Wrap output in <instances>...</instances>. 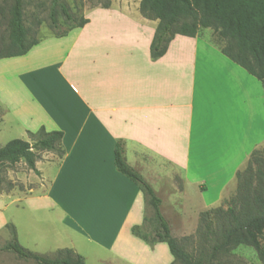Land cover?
Listing matches in <instances>:
<instances>
[{
  "label": "crops",
  "instance_id": "obj_1",
  "mask_svg": "<svg viewBox=\"0 0 264 264\" xmlns=\"http://www.w3.org/2000/svg\"><path fill=\"white\" fill-rule=\"evenodd\" d=\"M85 17L88 22L67 35L0 58L3 121L9 118L27 135L41 126L64 133V155L44 151L36 162L48 186L31 206L47 200L45 206L60 208L61 222L80 234L86 232L74 220L95 226L108 240L87 234L109 252L100 253L102 264H171L174 257L160 245L166 242L150 244L132 232L144 223L148 198L117 169L118 141L126 161L162 199L161 209L168 208L162 212L171 229L177 223L185 230L187 221L196 223L202 211L237 191L252 153L264 149V84L205 31L176 34L166 53L153 58L158 20L129 0L94 7ZM190 193L199 200L189 215ZM11 195L0 192V230L10 223L3 212L23 200ZM39 240L45 247L36 252L58 247L48 235L36 233L31 241Z\"/></svg>",
  "mask_w": 264,
  "mask_h": 264
},
{
  "label": "trees",
  "instance_id": "obj_2",
  "mask_svg": "<svg viewBox=\"0 0 264 264\" xmlns=\"http://www.w3.org/2000/svg\"><path fill=\"white\" fill-rule=\"evenodd\" d=\"M52 26L59 27L56 8L59 7L70 26L56 34L67 35L73 28L82 27L88 18L77 21L63 0H52ZM109 7L110 3L103 5ZM140 11L144 17L158 20L150 51L153 58L166 53L176 34L196 36L201 27H211L218 31L226 44L222 52L243 66L264 84V0H141ZM9 44L0 52V58L26 54L40 40L29 39L24 22V1L14 0L9 18ZM32 141L14 138L0 147V166L15 164L24 160L39 173L36 162L43 151L56 152L60 157L65 153L62 139L63 131L47 130L41 126L36 131H28ZM125 148L118 141L115 149L117 169L138 183L153 207L156 227L151 235L143 230V225H134L132 232L144 241L155 244L166 242L174 261L183 264H210L221 253H228L240 245L253 247L264 262V149H256L250 159V172L239 175L237 194L229 200L224 199L226 208L217 207L201 213L200 222L209 214L219 216L218 238L212 245L207 259L195 258L173 236L171 225L164 216L162 199L152 185L125 159ZM247 173V174H246ZM1 181V171H0ZM12 238L0 250H10L19 257L34 260L38 264H86L85 257L73 248L60 249L55 256L33 251L18 240L16 226L6 225ZM206 227L216 232L212 225Z\"/></svg>",
  "mask_w": 264,
  "mask_h": 264
},
{
  "label": "rangeland",
  "instance_id": "obj_3",
  "mask_svg": "<svg viewBox=\"0 0 264 264\" xmlns=\"http://www.w3.org/2000/svg\"><path fill=\"white\" fill-rule=\"evenodd\" d=\"M24 1V22L28 29L29 39H44L47 37L56 36V34L67 29L70 23L66 21L65 15L62 13L59 7L56 8L57 18L59 20V27L54 28L52 26L51 10L53 7L52 0H23ZM69 7V10L76 17L77 21L82 17H85L87 12L94 8L100 7L107 3L117 4L125 3L126 0H63ZM141 0H129V3L133 6L139 4L140 7ZM14 0H0V52L9 44V18L11 16V6ZM199 31H205L210 36L211 39L224 47L226 44L225 39L220 36L218 31H215L211 27H201ZM58 37V36H57ZM5 114L4 107L0 104V147L5 145L8 141L14 138H21L24 140L32 141L29 134L25 133L21 126L16 123L11 122L9 118L3 121V115ZM44 152V151H43ZM43 152L40 153V158H42ZM57 154L56 152H54ZM58 155V154H57ZM59 156V155H58ZM39 158V159H40ZM38 159V160H39ZM252 167L249 166L246 172H250ZM1 171V181H0V192L11 193V198L16 199L21 197L22 202H12L7 211L3 212L4 217L16 226L17 235L19 242L25 247L33 251L44 250V245L39 240V243L35 244L31 241L35 238L36 233L38 236H51L55 241L58 242V247L50 252L43 253L48 256H55L60 249L69 248L76 246L79 252L85 257L86 264H102L100 262L99 255L102 253L104 256H110L109 252L104 249V245L100 246L97 242H92L87 238V234L93 236L94 238L102 239L100 233H97L88 223L82 219L74 220L75 224L83 229L86 233L80 234L73 228H70L61 222L60 213L61 209L49 210L45 204H49L47 200H42V207H32L31 205L39 201L38 198L43 195L42 190L48 186L46 181H42L40 174L31 169L24 160H21L15 164H4L0 166ZM247 174V173H246ZM39 188V189H38ZM37 189V190H36ZM35 190V192H34ZM28 198L24 195L19 194H30ZM237 194L227 193L224 199L229 200ZM191 198L186 199L189 208H185L187 214H192L191 211L195 210L198 204V197L195 193H190ZM31 197H36L37 199H32ZM196 197V198H195ZM11 199V200H12ZM224 199L221 207L226 208L227 204L224 203ZM77 200V199H76ZM78 203H83V200H77ZM76 202V204H77ZM38 204H40L38 202ZM34 205V204H33ZM187 205V204H186ZM220 207V206H219ZM36 208V209H34ZM69 209H75L69 207ZM215 209V208H213ZM163 212H166L168 208L163 207ZM210 210V209H208ZM204 210V211H208ZM74 214L73 211H69ZM92 212V210H91ZM203 212V211H202ZM201 212V213H202ZM196 223L194 221H187L185 224L186 229L179 228L177 223L172 225V234L176 237L181 245L190 252L193 257L199 258L203 257L207 259L212 250V245L218 238L219 233V216L215 213L209 214L206 220L200 222V217ZM3 216H0L2 218ZM212 225V227L217 230L212 232L206 225ZM143 225V230L145 232L153 234L156 227V220L154 217V210L148 201V207L146 210V217ZM130 232L129 225H122L121 233L126 235ZM12 238L10 229L6 228L0 230V247L4 246ZM51 239V238H50ZM106 243V239H102ZM262 246L264 248V236L261 239ZM162 247H165L169 251L170 258L173 260V255L169 250L166 243H160ZM74 249V248H73ZM0 264H38L34 260H28L19 257L17 254L10 250H0ZM171 264H183L180 261L172 262ZM210 264H264L261 260L258 252L251 246L240 245L237 248L231 250L228 253H221L216 259Z\"/></svg>",
  "mask_w": 264,
  "mask_h": 264
}]
</instances>
